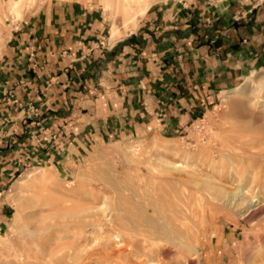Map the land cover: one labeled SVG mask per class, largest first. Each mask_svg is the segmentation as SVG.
Returning <instances> with one entry per match:
<instances>
[{
    "label": "rangeland",
    "instance_id": "374dc122",
    "mask_svg": "<svg viewBox=\"0 0 264 264\" xmlns=\"http://www.w3.org/2000/svg\"><path fill=\"white\" fill-rule=\"evenodd\" d=\"M53 1L70 0H20V16L0 0V56L14 29ZM89 1L105 19V45L148 11L140 0ZM228 85L175 135L144 124L90 77L46 122L40 106L20 107L14 126L23 137L11 153L19 170L0 203V264H53L42 257L51 244L63 255L54 264H198L166 226L190 246L204 230L201 264H264V244L252 246L264 234V65ZM68 213L76 224H64ZM73 246L78 257L68 254Z\"/></svg>",
    "mask_w": 264,
    "mask_h": 264
},
{
    "label": "crops",
    "instance_id": "0c3cea01",
    "mask_svg": "<svg viewBox=\"0 0 264 264\" xmlns=\"http://www.w3.org/2000/svg\"><path fill=\"white\" fill-rule=\"evenodd\" d=\"M93 7L53 1L8 39L0 56V203L19 170L11 153L23 137L14 126L20 107L40 106L46 122L90 77L144 124L175 135L206 116L219 88L264 65V0H154L133 31L107 45Z\"/></svg>",
    "mask_w": 264,
    "mask_h": 264
},
{
    "label": "bare ground",
    "instance_id": "6f19581e",
    "mask_svg": "<svg viewBox=\"0 0 264 264\" xmlns=\"http://www.w3.org/2000/svg\"><path fill=\"white\" fill-rule=\"evenodd\" d=\"M132 2H134V0H132ZM20 3V0H11L10 2V7H11V10H12V14H14L15 16H20V11H18V4ZM140 3H141V7H142V10H143V13H145L147 10H148V7H149V4L147 3L146 0H140ZM139 10V9H138ZM141 10V11H142ZM17 18V17H16ZM135 18V16H134ZM137 21V19H134ZM136 25V23H135ZM121 35V31L118 29V27L114 26L113 29H112V39H116L117 37H119ZM114 42V41H113ZM260 204V203H259ZM253 207V206H252ZM251 207V208H252ZM249 208V207H248ZM180 211V210H179ZM249 216V214L247 215V217ZM65 220H66V223H64L65 225H67L68 223L70 224H76L78 221L76 219V215L73 214V213H68L66 216H64ZM170 224V223H169ZM62 224H59V223H55V224H52L48 227V229H46L47 231H50V230H53L55 229L56 227H59L61 226ZM165 233H166V236L168 237V239L170 241H172L173 243H175L178 247H181V248H185V249H188V250H191V252H193V260L195 261H198V264H201L202 262V258H203V253L205 252L206 250V244H204V241H203V237H204V230L201 229L199 231L198 234L196 235H193L194 236V239L196 240V243L195 245H188V244H185L183 242V238L186 237V233L184 234L183 232H180V230H172L170 227L166 226L165 228ZM183 233V234H182ZM196 237V238H195ZM190 239V238H189ZM60 240V239H59ZM188 240V239H187ZM59 242V241H58ZM255 242L258 244L257 247H254L253 251L255 249H260L262 244H264V234H261V235H258L257 238L255 239V241L252 243V246H254ZM191 244V243H189ZM52 245L51 244V247H50V250L49 251H45L43 252L42 254V257L44 260H48L49 262H54V263H57V262H60L62 261L63 259V255L62 254H59V253H62L61 250L58 249V245L55 246V248L53 247L52 248ZM260 246V247H259ZM72 251V257H78V250L75 248V246L71 247L70 248V251L68 252V254H70ZM123 252V250H122ZM59 254V255H58ZM58 255V258L56 259V256ZM62 255V256H61ZM256 256V255H255ZM21 257V256H20ZM210 256H208V259H209ZM35 258V257H34ZM19 259V258H18ZM22 259V258H20ZM19 259V260H20ZM36 259V258H35ZM39 258L37 257V260ZM243 259H244V256H243ZM260 259V258H259ZM258 259V260H259ZM192 260V261H193ZM248 260V259H247ZM21 261V260H20ZM39 261V260H38ZM129 262L132 263V260L129 259ZM244 262V261H243ZM53 263V264H54ZM264 263V262H263ZM32 264H39L38 262H34ZM245 264V263H243ZM250 264H258L257 262H253V263H250Z\"/></svg>",
    "mask_w": 264,
    "mask_h": 264
}]
</instances>
